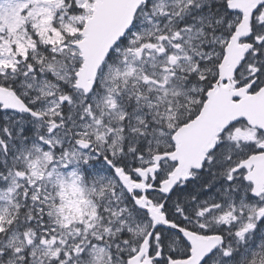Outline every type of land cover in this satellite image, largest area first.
I'll list each match as a JSON object with an SVG mask.
<instances>
[{"label":"snow or ice","instance_id":"snow-or-ice-1","mask_svg":"<svg viewBox=\"0 0 264 264\" xmlns=\"http://www.w3.org/2000/svg\"><path fill=\"white\" fill-rule=\"evenodd\" d=\"M0 264H264V0H0Z\"/></svg>","mask_w":264,"mask_h":264}]
</instances>
